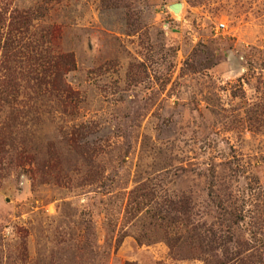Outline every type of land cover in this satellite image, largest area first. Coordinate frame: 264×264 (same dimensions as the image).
<instances>
[{"label": "rangeland", "instance_id": "rangeland-1", "mask_svg": "<svg viewBox=\"0 0 264 264\" xmlns=\"http://www.w3.org/2000/svg\"><path fill=\"white\" fill-rule=\"evenodd\" d=\"M0 264H264V0H0Z\"/></svg>", "mask_w": 264, "mask_h": 264}, {"label": "water", "instance_id": "water-1", "mask_svg": "<svg viewBox=\"0 0 264 264\" xmlns=\"http://www.w3.org/2000/svg\"><path fill=\"white\" fill-rule=\"evenodd\" d=\"M181 3H173L168 8L171 9L173 12L177 13L181 9Z\"/></svg>", "mask_w": 264, "mask_h": 264}, {"label": "built area", "instance_id": "built-area-1", "mask_svg": "<svg viewBox=\"0 0 264 264\" xmlns=\"http://www.w3.org/2000/svg\"><path fill=\"white\" fill-rule=\"evenodd\" d=\"M223 27H224V25H223V24H219V26L217 27V29H218V28H220V29H221V28H223Z\"/></svg>", "mask_w": 264, "mask_h": 264}, {"label": "bare ground", "instance_id": "bare-ground-1", "mask_svg": "<svg viewBox=\"0 0 264 264\" xmlns=\"http://www.w3.org/2000/svg\"><path fill=\"white\" fill-rule=\"evenodd\" d=\"M181 10V9H180ZM179 13V12H178Z\"/></svg>", "mask_w": 264, "mask_h": 264}]
</instances>
